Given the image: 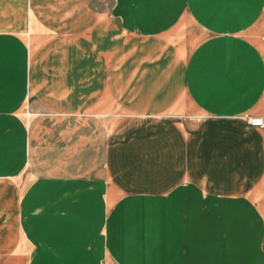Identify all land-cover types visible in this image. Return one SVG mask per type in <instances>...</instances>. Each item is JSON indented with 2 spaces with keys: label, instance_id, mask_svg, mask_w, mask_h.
Segmentation results:
<instances>
[{
  "label": "crops",
  "instance_id": "crops-1",
  "mask_svg": "<svg viewBox=\"0 0 264 264\" xmlns=\"http://www.w3.org/2000/svg\"><path fill=\"white\" fill-rule=\"evenodd\" d=\"M21 5L0 30V264H264V203L243 198L264 199L262 128L245 119L264 115V0ZM39 59L53 70L33 85ZM205 127L221 152L244 138L252 166L215 149L185 166L182 128Z\"/></svg>",
  "mask_w": 264,
  "mask_h": 264
},
{
  "label": "rangeland",
  "instance_id": "rangeland-1",
  "mask_svg": "<svg viewBox=\"0 0 264 264\" xmlns=\"http://www.w3.org/2000/svg\"><path fill=\"white\" fill-rule=\"evenodd\" d=\"M24 1L27 2V4H28V1H30V0H24ZM34 1H36V0H34ZM112 2H115V0H112ZM21 3H23V0H0V30H7V27H5V26H17L16 24L10 23L12 20L15 19V15L18 13L21 14V13H25L26 11H29V5L23 7L21 5ZM90 5L92 8H95V5L93 3ZM126 27H127V30H125L126 33H128L130 35L134 34L136 36H139V34H137V30H140V26H126ZM161 32H164V31H161ZM128 34H126V35H128ZM24 36L26 38H28V33L25 32ZM29 49L30 48L28 47L27 48V50H28L27 56H30ZM47 63L41 62V59H39L35 64L30 63V62L26 63L25 72L28 73V75H29V82L30 83L35 85L38 82H42V81L46 80V78L50 74H46V76L43 78L42 72L46 71L47 69H50L51 71L53 70V68H52L53 63H50V62H47ZM89 64H90L89 65V71L87 73L84 72L82 75V76H84L85 74H88V78H82V81L92 77L94 72L95 73L100 72V70H102V66H104L105 62H97V63H89ZM69 75H70L69 76L70 78L67 77L65 82H70L67 85L70 88V90L72 89L70 95L72 97H77L79 99H81V98L87 99V104H85V106H89V96L87 95L88 84L82 83L81 84L82 88H80L77 85L79 83V78H76L75 75L73 74V72H70ZM52 77L54 78L55 75H53ZM53 86L54 85L47 86V87L46 86H44V87L35 86V87H37L39 89V92L44 91L47 96H51L52 94L50 93V91L52 90ZM83 88H85V89H83ZM85 103H86V100H85ZM127 112H129V111H127V110H125V111L114 110V111L110 112V116H116V114L122 115V113H127ZM164 117L166 119L179 120V117L172 115V114L169 116H164ZM251 117H253V116L245 115V119L247 120L248 124L250 123ZM185 120H187L186 122H187L188 130H191V131L198 130L200 125H201L200 122L203 121L202 118H199L197 116H193L192 111H190V113L187 115V118H185ZM198 122H199V124H197ZM194 124H197V125H194ZM216 129H217V127H205L203 130L191 134V133H186L185 129L182 128L181 131H182V134L185 138V143H181V142H178V144L176 143V146H175V149H177V151L175 152L176 157L179 159L183 158V160L185 162V166H188L191 161L192 162L202 161L203 157L206 156L207 151L215 149V150H218V154H220L226 162L231 163L232 166L237 171L241 170L244 167H251L252 163L250 165V162H252V159H248V158L243 157L247 154L246 152L243 151L244 145H243L242 140L244 138L240 139V141L238 143L230 144L229 148L227 147V149L225 151H224V149H222V152L219 151L217 143H208V142L203 141L204 139L215 138L216 132H217ZM257 129L259 131V135L262 138H264V128H262V129L257 128ZM260 136L257 137V143H258L259 147L262 146V139L260 138ZM186 139L188 140L187 142H186ZM260 150H261V154L264 158V145L262 146V148ZM217 155H212L209 157V160L207 163V167L209 169L214 166L215 158ZM260 188L264 189V169H263V173L261 175ZM243 198L244 199L250 198L252 201V207L254 209H256V207L253 205L254 203L257 205H260V203H262V202L264 203V199L261 198V196H258V198H257V195H255V194H249Z\"/></svg>",
  "mask_w": 264,
  "mask_h": 264
},
{
  "label": "built area",
  "instance_id": "built-area-1",
  "mask_svg": "<svg viewBox=\"0 0 264 264\" xmlns=\"http://www.w3.org/2000/svg\"><path fill=\"white\" fill-rule=\"evenodd\" d=\"M257 121H260V123H256ZM250 123L255 126H259L264 128V115L263 116H253L250 118Z\"/></svg>",
  "mask_w": 264,
  "mask_h": 264
},
{
  "label": "snow or ice",
  "instance_id": "snow-or-ice-1",
  "mask_svg": "<svg viewBox=\"0 0 264 264\" xmlns=\"http://www.w3.org/2000/svg\"><path fill=\"white\" fill-rule=\"evenodd\" d=\"M256 123H260V121H257Z\"/></svg>",
  "mask_w": 264,
  "mask_h": 264
}]
</instances>
